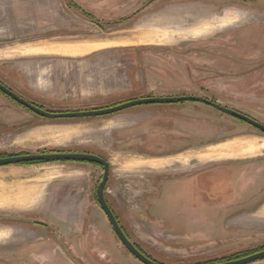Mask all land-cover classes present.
<instances>
[{"label": "rangeland", "instance_id": "1", "mask_svg": "<svg viewBox=\"0 0 264 264\" xmlns=\"http://www.w3.org/2000/svg\"><path fill=\"white\" fill-rule=\"evenodd\" d=\"M62 1L68 8L57 28L39 32L49 40L136 38L83 51L70 44L19 46L41 41L1 33L0 81L22 97L66 112L141 96L198 95L264 123V0ZM232 141L237 151L225 147ZM50 151L107 159L109 204L131 240L164 264H202L264 245V226L245 234L230 227V214L214 217L206 209L211 219L195 217L183 203L197 204L190 192L198 190L169 185H218L217 193L199 191L202 206L213 205L230 193L220 166L261 151L241 160L264 158V132L211 105L144 104L104 116L50 119L0 90V155ZM177 151L179 169L147 164L149 157ZM139 160L144 168L134 163ZM102 176V166L83 161L0 166V197L20 185L42 192L35 208L0 202V228L15 223L36 231L1 241L0 264H144L119 240L96 199ZM57 217L73 220L67 224L73 230L63 227L56 236L28 220L6 221L58 223Z\"/></svg>", "mask_w": 264, "mask_h": 264}, {"label": "crops", "instance_id": "2", "mask_svg": "<svg viewBox=\"0 0 264 264\" xmlns=\"http://www.w3.org/2000/svg\"><path fill=\"white\" fill-rule=\"evenodd\" d=\"M62 2V0H0V34L2 33L3 35L8 33L12 36H26L34 34L41 41L16 43V45L19 46L38 45L47 47L49 45H52V47L50 48H54L53 45L70 44L82 46L83 51H88L91 49L94 50V48L100 47V43L114 39L136 38V35L131 33L133 35L132 37H119L117 35H110L106 37L98 35L96 37L86 39L49 40L48 35L39 32L53 30L57 28L55 27V24L59 20V15H62L64 10L68 8V6L64 5ZM142 21L143 20H141L139 23H141ZM50 23H54L53 26H51ZM139 23L135 24V26ZM134 27L131 28L130 31L134 29ZM49 37L51 38L53 36ZM88 45H93L95 47L87 49L89 47ZM250 137L258 139V137ZM237 144L238 142L236 143L235 141H232L226 144L225 147L230 151H237ZM261 152L247 156L234 157V159H237L230 162L226 161L224 166H220L218 168V170H225L229 176V179L225 182V185H227L230 193L226 201L214 202V206H202V193L199 191L204 189L208 192H214L216 190L215 193H217L218 185L213 187L214 185L210 183L209 187H203L199 184L185 185V183L181 182H173L169 183V185L173 186L176 189L181 188L183 190L188 191L198 190L197 192H190L194 201L196 202V200H198V203H183V205L185 204V206H183V210L186 211V209H189V212L191 214L193 213V216L204 217V220L205 217L208 219L212 218V216L208 213V210L206 209H211L216 214L214 217H218L219 215H222L221 217H223V215L227 216L230 214L231 217H234L231 218L232 225H230V227L240 229L243 233L248 234L249 229H252L253 226H264V158L262 160H257L256 163H249V160L244 161L243 159L241 160V158L257 156ZM177 153H180V151H177L174 154H157L155 156L149 157V159L146 161L148 166L151 167V169L157 171H163L166 169H179L180 165L179 163H177L178 160L175 161L176 156L177 159H179L180 154ZM237 162H239V164H236ZM134 163L138 164L137 167H145V161L139 160L135 161ZM170 164H172V166H170ZM41 193L42 192L39 190H27L25 186L20 185L14 190L4 192L0 197V202H2V200L4 201V204L10 202L12 203V206L21 209H30L33 207L35 208L41 200ZM211 202L213 203V201ZM234 213L239 214L237 215ZM250 215H252L253 217H251ZM27 220L29 222L31 221L35 224H38L39 228H44L47 232H54L55 234L57 232L62 231L63 227L66 228V232L69 230H73V225H71V227L67 225L72 224L73 220L70 221L66 218L64 219V217H57L58 223H56L55 220L35 221L30 220L29 218H23L22 220L9 219L6 221L23 222ZM24 225L26 224L17 225L13 223L11 225H6V227L3 226L2 228H0V230L5 232L1 236L0 242L4 240H9L10 238H12V240L14 241H19L21 239L31 237V234L33 235V232H36L35 230L32 231L31 229H29V227H25ZM252 264H264V260Z\"/></svg>", "mask_w": 264, "mask_h": 264}, {"label": "water", "instance_id": "3", "mask_svg": "<svg viewBox=\"0 0 264 264\" xmlns=\"http://www.w3.org/2000/svg\"><path fill=\"white\" fill-rule=\"evenodd\" d=\"M0 90L6 93L8 96L13 98L18 103L27 107L34 113L45 118H78V117H96L113 114L131 107L144 105V104H157V103H179L183 101H198L203 102L208 105H211L221 112L238 118L255 128L264 132V123L258 121L257 119L241 112L236 109L226 107L217 103L216 101L209 99L207 97L198 96V95H175V96H147L141 98H135L132 100H127L124 102L117 103L112 106L104 108H94L86 110H75V111H66V112H51L48 111L32 102L22 97L3 82L0 81ZM50 162V161H87L93 162L101 165L103 167V176L99 185L97 187V199L100 204V207L103 209L107 215L113 230L116 235L119 237L122 244L132 253L138 260L144 264H160L157 261L153 260L142 252L135 242L131 240L128 234L124 231L123 227L118 221V218L111 208L107 198H106V189L107 183L110 177V162L104 157L83 151H50V152H35V153H16L9 154L6 156H0V166L21 164V163H30V162ZM264 259V249L253 252L251 254L230 259L226 261L216 262L213 264H250L259 260Z\"/></svg>", "mask_w": 264, "mask_h": 264}, {"label": "trees", "instance_id": "4", "mask_svg": "<svg viewBox=\"0 0 264 264\" xmlns=\"http://www.w3.org/2000/svg\"><path fill=\"white\" fill-rule=\"evenodd\" d=\"M2 91V90H1ZM3 92V91H2ZM4 93V92H3ZM141 97H144V96H141ZM137 98H140V97H137ZM13 99V98H12ZM132 99H134V98H129V99H126V100H123V101H121V102H124V101H127V100H132ZM14 100V99H13ZM28 100V99H27ZM30 101V100H29ZM17 102V101H16ZM31 102V101H30ZM32 103H34V102H32ZM117 103H120V102H116V103H114L113 105H115V104H117ZM20 104V103H19ZM35 104V103H34ZM20 105H22V104H20ZM37 105V104H36ZM39 106V105H38ZM109 106H112L111 104L109 105ZM25 107V106H24ZM40 107H42L43 108V106H40ZM27 108V107H26ZM45 109V108H44ZM46 110H48V109H46ZM48 111H51V112H56V111H53V110H48ZM236 119H238V118H236ZM238 120H240V119H238ZM240 121H242V120H240ZM242 122H244V121H242ZM6 155H9V154H1L0 156H6ZM84 162H87V161H84ZM34 163V162H33ZM90 163H93V162H90ZM93 164H96V165H99V164H97V163H93ZM101 166V165H100ZM97 199V198H96ZM98 200V199H97ZM99 203V202H98ZM111 206V205H110ZM112 208V207H111ZM113 209V208H112ZM114 211V210H113ZM115 212V211H114ZM116 214V213H115ZM118 218V217H117ZM118 221H119V219H118ZM119 223L121 224V222L119 221ZM121 226L123 227V229H124V231L126 232V230H125V228H124V226L121 224ZM127 233V232H126ZM118 237V236H117ZM119 238V237H118ZM120 240V239H119ZM136 245H137V247L142 251V252H144L147 256H149L150 258H152L153 260H155V261H157L158 263H160V264H164L163 262H160V261H158V260H156L155 258H153L152 256H150L149 254H147L146 253V251L145 250H143L137 243H135ZM262 249H264V245H262V246H260V247H258V248H255V249H251V250H245V251H241V252H236L235 254H233L232 256H225V257H222V258H220V259H213V260H210V261H207V262H205V263H202V264H213V263H216V262H221V261H226V260H230V259H235V258H239V257H242V256H245V255H248V254H251V253H253V252H256V251H259V250H262ZM200 264V263H199Z\"/></svg>", "mask_w": 264, "mask_h": 264}, {"label": "bare ground", "instance_id": "5", "mask_svg": "<svg viewBox=\"0 0 264 264\" xmlns=\"http://www.w3.org/2000/svg\"><path fill=\"white\" fill-rule=\"evenodd\" d=\"M175 14H181V13H179V12H174ZM173 15V14H172ZM173 18V17H172ZM122 39H114V40H110V41H106V42H102V43H100L99 44V46L101 47V46H104V45H108V44H114V43H116V42H119V41H121ZM90 45V44H89ZM88 45V46H89ZM52 47V46H51ZM53 47H54V45H53ZM87 47V46H86ZM93 47H95V46H93V45H91V46H89L87 49H89V48H93Z\"/></svg>", "mask_w": 264, "mask_h": 264}, {"label": "flooded vegetation", "instance_id": "6", "mask_svg": "<svg viewBox=\"0 0 264 264\" xmlns=\"http://www.w3.org/2000/svg\"><path fill=\"white\" fill-rule=\"evenodd\" d=\"M6 238H8V237H6Z\"/></svg>", "mask_w": 264, "mask_h": 264}]
</instances>
